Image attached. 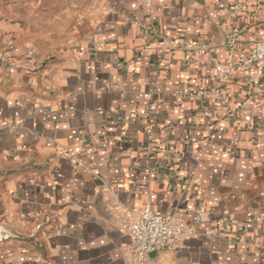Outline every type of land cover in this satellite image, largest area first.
Instances as JSON below:
<instances>
[{
    "label": "crops",
    "instance_id": "0c3cea01",
    "mask_svg": "<svg viewBox=\"0 0 264 264\" xmlns=\"http://www.w3.org/2000/svg\"><path fill=\"white\" fill-rule=\"evenodd\" d=\"M233 2L0 0V264H126L146 202L197 233L148 264H264V0Z\"/></svg>",
    "mask_w": 264,
    "mask_h": 264
},
{
    "label": "built area",
    "instance_id": "2783aa9c",
    "mask_svg": "<svg viewBox=\"0 0 264 264\" xmlns=\"http://www.w3.org/2000/svg\"><path fill=\"white\" fill-rule=\"evenodd\" d=\"M142 9L151 10L156 0H132ZM232 10L235 15L246 12L247 8L243 0H234ZM261 10V6H257ZM236 33L233 34V37ZM255 63H261L264 71V39H259L240 65L247 73ZM218 75L228 78L235 72V62L230 55L229 65L217 66ZM123 229L131 239L129 258L126 264H148V256L153 252H161L175 245L179 239L194 237L197 233L183 217L176 214H163L154 210L150 202L138 210L136 215L123 223ZM0 240L9 235L4 229L1 231Z\"/></svg>",
    "mask_w": 264,
    "mask_h": 264
}]
</instances>
